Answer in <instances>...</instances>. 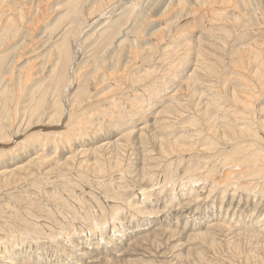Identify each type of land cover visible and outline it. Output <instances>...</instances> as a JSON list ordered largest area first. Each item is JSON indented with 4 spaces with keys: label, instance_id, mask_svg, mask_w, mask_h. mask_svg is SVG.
<instances>
[{
    "label": "rangeland",
    "instance_id": "374dc122",
    "mask_svg": "<svg viewBox=\"0 0 264 264\" xmlns=\"http://www.w3.org/2000/svg\"><path fill=\"white\" fill-rule=\"evenodd\" d=\"M73 2L0 0V37L11 35L9 39L5 38L7 43L3 39L0 45L4 43L8 51L14 50L15 67L26 60L25 56L18 57L19 52L25 51L20 46L44 53L59 37L62 39L68 33L71 36V31L76 30L75 39L69 36L70 56H73L70 60L73 61L68 67V75L73 84L61 88V92L66 93L61 94L66 110L61 113L63 126L57 121L43 123V119L40 123L34 121L36 124L29 128L26 115L20 121V129L11 130L8 126V135L6 133L4 140L0 139V264H264V191L256 192L252 187L259 181L252 180L251 176L234 178L232 183L230 179L193 181L188 176L192 172L187 173L186 168L187 162L191 163L188 161L192 159L191 153L185 154L188 149L179 148L181 144L174 146L170 142V146L168 142V146L166 143L168 138L173 137L175 141L183 139L187 132L193 133L197 123L204 126L201 128L206 130L204 136L207 135L210 131L201 121L206 108L209 109L207 117L209 113L212 117L213 114L224 116L231 110L228 115H235L230 117L249 114V111L253 114L248 101L258 88L252 84L254 79L251 82L254 77L251 74L255 73L240 71V68L246 69L249 57L253 56L252 62L259 50L264 55V0H249L248 4H242L244 10L236 0H76V10L72 11ZM19 11L26 14L23 21L19 20ZM76 12L83 19L80 26L75 22L77 20L73 21ZM13 22L15 25L12 26ZM7 27L12 28L8 36L2 33ZM114 29L117 30L112 34ZM28 30L33 34L29 38ZM216 40L226 43L225 49L221 44H213ZM46 41L49 43L45 44ZM249 44H255L251 50ZM247 47L249 51H244ZM5 48L0 47V52ZM215 48L218 49L213 50ZM216 53L222 57L217 59ZM243 56L245 59L241 58ZM97 60L104 64L95 74L92 70ZM34 61L41 65L44 58ZM239 61L241 65L236 67ZM211 64L216 67L209 75L210 69L213 70ZM223 68L227 69L228 75L223 74V77H229V85L226 86L222 77L221 82L225 85L218 83L216 87L215 76L225 72ZM75 70L80 74L78 81L73 77ZM10 71L6 70L7 75H4L7 83L11 78ZM91 72L97 76L94 78ZM241 72L247 74V78H243L246 81L251 76L247 81L249 86L245 84L244 87ZM100 73H105L106 78ZM239 76L240 85L244 87V90L242 86L240 89L250 94L246 93L249 99L247 95H241L245 92L237 90L239 87L234 81H238L236 77ZM230 82H234L236 92L243 96L242 101L244 97L248 99L246 102L233 97L235 90ZM15 83L8 85L12 89V99L16 98L9 107L19 101L22 114L23 106L27 104L22 100L27 95L19 89V83ZM247 86L253 87V92L246 91ZM82 89L93 96L94 104L83 116L73 115L71 121L67 101ZM218 90L232 98L223 100L224 96ZM260 93L261 90L257 95ZM48 95L50 102L53 96ZM232 100L235 103L231 104ZM214 103L219 105L215 107ZM221 104L224 109L228 107L226 113ZM229 106L235 110H230ZM213 107L223 113L220 115ZM181 118H191L190 121L187 119L190 125L188 121L179 122ZM192 118L195 121L192 122ZM76 123L80 124L75 126ZM82 124L87 125L82 127ZM70 137L74 141H70ZM118 140L123 147L117 145ZM231 144V141H221L216 146L220 151L233 152L236 148ZM37 154L40 160L45 157L42 160L47 167L42 173L45 178L42 175L26 177L27 170L28 173L34 171L33 165L39 161V158L33 159ZM97 159L104 163L106 160L107 164L100 168L102 171L96 166ZM230 165L220 167L217 176L221 178L219 175L224 170L235 168L234 164ZM13 170L14 175L10 173ZM79 171L85 172L80 174ZM241 182L246 183L239 188L241 185L237 183Z\"/></svg>",
    "mask_w": 264,
    "mask_h": 264
},
{
    "label": "bare ground",
    "instance_id": "6f19581e",
    "mask_svg": "<svg viewBox=\"0 0 264 264\" xmlns=\"http://www.w3.org/2000/svg\"><path fill=\"white\" fill-rule=\"evenodd\" d=\"M36 1H39V0H36ZM241 1V0H240ZM243 1V0H242ZM236 2H238L237 0H236ZM76 0H74V2H73V4L74 5H72V11L73 10H76ZM184 3V2H183ZM199 3V2H198ZM239 3V2H238ZM245 3H249V0H247V2H245V1H243V2H240L239 3V5L240 6H242L243 8V10L245 9V6H243V5H245ZM251 3V2H250ZM255 3V2H254ZM72 4V3H71ZM243 4V5H242ZM32 6V5H31ZM238 6V5H237ZM240 6H238V7H240ZM166 7H168V6H166ZM257 7V6H256ZM30 8H32V7H30ZM248 8V7H247ZM161 9V8H160ZM251 9V8H250ZM45 10V9H44ZM233 10V9H232ZM229 11V10H228ZM247 11V10H246ZM23 12V11H22ZM22 12L21 11H19V17H20V19L19 20H24V18L26 17L25 15L26 14H22ZM43 12V11H42ZM126 13L128 12V11H125ZM125 12H123L124 14H126ZM137 12V11H136ZM73 13V12H72ZM77 13L78 12H76V14H74L75 16H74V19H73V21L74 20H77V21H75L77 24H79L78 26H80L81 24V22H82V18H80L79 17V15H77ZM129 14V13H128ZM127 14V15H128ZM159 14H162V13H159ZM127 15H123V16H127ZM199 16V15H198ZM64 17L66 18V15H64ZM64 17H63V19H64ZM121 17V16H120ZM162 17V16H161ZM246 17V16H245ZM264 17V16H263ZM32 18H37V17H32ZM127 18V17H126ZM253 18V17H252ZM114 19V18H113ZM119 19H121V18H119ZM229 19V18H228ZM231 19V18H230ZM16 20V19H15ZM15 20H14V22H15ZM33 20H35V19H33ZM127 20V19H126ZM238 20V19H237ZM116 21V20H115ZM128 21V20H127ZM230 21V20H229ZM13 22V24H12V26L13 25H15V23ZM75 22H72L73 23V25L75 24ZM114 22V21H113ZM259 22V21H258ZM17 23V22H16ZM85 23V22H84ZM118 23V22H117ZM237 23V22H236ZM245 24V23H244ZM73 25H71V26H73ZM116 25V24H115ZM123 25V24H122ZM262 25V24H261ZM7 26V25H6ZM11 26V27H12ZM77 26V27H78ZM239 26V25H238ZM259 26V25H258ZM76 27V26H75ZM76 27V28H77ZM117 27V26H116ZM117 28H119V26L117 27ZM11 29V30H10ZM161 29V28H160ZM248 29V28H247ZM9 30L10 31H12V28H5V30H3V32L2 33H5L6 35L7 34H9ZM70 30V29H69ZM75 30V29H74ZM74 30H72L71 31V34L72 35H74V33H76V32H74ZM105 30V29H104ZM115 31L114 32H112V34H114L115 32H116V30L117 29H114ZM163 30V29H162ZM238 30V29H237ZM246 30V29H245ZM250 30V29H249ZM17 31H18V29H17ZM76 31V30H75ZM78 31V30H77ZM251 31V30H250ZM162 32V31H161ZM12 33H14V31L12 32ZM29 35H27V37L29 36H33V34H32V32H31V30L29 31L28 30V32H27ZM26 33V34H27ZM54 33H55V31H54ZM1 34V33H0ZM31 34V35H30ZM156 34V33H155ZM246 34V33H245ZM248 34V33H247ZM15 35H16V33H15ZM70 36L69 35V33H68V35H66V37H62V39H60V37H59V39L57 40V42H55L54 43V45H51L47 50H45V52L44 53H40V54H38L37 53V49H33L32 48V50H27V46L26 45H23V46H20V48H22V50L24 51V52H21V54H20V52L17 54L16 52H14V53H16L17 55H18V57H23V56H25L26 57V60H24V63L23 64H21L20 66H14L13 64H14V58H15V55H13V51L14 50H12V48H11V46H10V48H11V50L10 51H8L6 48H7V46H3L4 45V43H3V45H0V47L3 49V47L6 49V50H4V51H2V52H0V139H3L4 140V136L6 135V133H7V135H8V131L6 132V130H7V127L9 126L10 127V129L11 130H18V129H20V127H21V125H22V122H20L22 119H23V117L24 116H28V118H27V120L29 121L28 122V125H27V127H29V128H31V127H33V124L35 125L36 123L34 122V121H38V123H40L43 119H44V121H43V123L44 122H46V121H48L47 123L48 124H50V123H52V122H54V121H57V123H59V124H61L62 126H63V124L61 123V119H62V117H61V115L62 114H64V113H62V111L64 110V111H66L65 109H63V105L62 104H64L62 101V98H63V95H65L66 93L65 92H61L62 90H61V88L62 87H65L66 88V85H67V88L68 87H71V84H73L72 83V80H70V77H69V75H68V67L70 66V64H71V62L73 61H71L70 60V57L72 56H70V47H71V45H70V42H69V36L72 38L73 37V39H75L76 37H75V35L74 36ZM154 35V34H153ZM232 35V34H231ZM8 36V35H7ZM11 35H9V37H10ZM56 36H58V34H56L55 35V37ZM65 36V35H64ZM77 36V35H76ZM245 36V35H244ZM9 37H4V38H2V37H0V38H2L0 41H2L3 39L6 41V39L5 38H8L9 39ZM28 37V38H29ZM55 37H53V38H55ZM75 37V38H74ZM243 37V36H242ZM246 37H249V35H247ZM70 38V39H71ZM138 38V37H137ZM163 38H164V36H163ZM198 38H199V36H198ZM225 38V37H224ZM250 38V37H249ZM7 39V40H8ZM211 39V38H210ZM221 39V38H220ZM224 39H222V41H223ZM257 41V40H256ZM3 42V41H2ZM132 42V41H131ZM166 42V41H165ZM214 42H216V43H214ZM213 42V44H221V43H217V40L216 41H214ZM225 42H227V41H225ZM6 43H7V41H6ZM5 43V44H6ZM10 43V42H9ZM8 43V44H9ZM21 43H23V42H21ZM28 43V42H27ZM26 43V44H27ZM46 43H49L48 41H46L45 42V44ZM85 43V42H84ZM257 43H259V42H257ZM28 44H30V43H28ZM44 43H43V46L45 45ZM117 44H118V42H117ZM212 44V45H213ZM224 44H226V43H224ZM224 44H221L222 46L224 45ZM250 44H252V42L250 43ZM247 45V46H250V50H251V47H253L254 45ZM11 45V44H10ZM22 45V44H21ZM13 46V45H12ZM16 46H18V45H16ZM225 46V45H224ZM224 46H223V48H224ZM128 47V46H127ZM215 47H216V45H215ZM218 47V46H217ZM15 47H13V49H14ZM18 48V50H20L19 49V47H17ZM42 48V47H41ZM45 48V47H44ZM210 48V47H209ZM222 47H221V49H223ZM249 47H247V50H244V51H249V49H248ZM131 49V48H130ZM216 49H218V48H215V49H213V50H216ZM225 49V48H224ZM257 49H259L258 48V46H257ZM257 49H256V51H257ZM17 50V49H16ZM15 50V51H16ZM22 50H20V51H22ZM81 50V49H80ZM220 50V49H219ZM36 51V52H35ZM73 51V50H72ZM71 51V52H72ZM223 51V50H222ZM144 52V51H143ZM259 52V53H258ZM255 55V57L253 58V60H252V62H251V60L250 59H252V57L250 58L249 57V61H248V63L246 64L243 60H241V61H243L244 63H245V65H246V69H244L243 67V69L241 70V68H240V71H251V72H254L255 74H251V76H254L253 78H252V80H251V82H253V79H254V82L252 83V84H254V86H256L255 88H257V89H255V91L253 92V90H251L252 88H250V87H248L249 86V83H247V81L248 80H250L249 78H251V76H248L249 78L247 79V81L245 80L247 77H246V75L247 74H245V72L244 73H242V80H243V84H244V87H246V85H248L247 87L248 88H250V90L247 88V89H245L246 91H250V93L251 92H253V94H252V96H250L251 98L249 99V96L247 95V94H249V93H247V92H245V91H243L244 90V87H243V85H240V82H241V79H240V77L241 76H239L238 78L240 79H238L237 77H236V79L238 80V81H234V82H236L235 83V85L236 86H238L239 88L237 89V90H239V91H241V89H243L241 92L242 93H244L245 92V95L244 94H241V93H238V92H236V90H235V85L233 86V83L234 82H230L231 83V85H232V87L234 88V89H232L233 91H234V96L233 97H236V98H238V99H240L241 101H242V98L241 97H243V96H248V99H249V110H252L253 109V114H250L251 113V111H249L250 113L249 114H246V113H243V114H245V115H243V114H240L239 112V114L241 115H239L241 118H239L238 119V117L236 116V117H233V116H231V117H233V118H231L230 117V115H232L233 113H231L230 115H228L232 110L231 109H233V108H230V106H231V104H233V103H235L233 100V102L231 103V104H229L230 106H229V108H230V110L231 111H227V112H229L228 114L226 113V109L228 110V104H226L225 106L227 107L226 109H224V106H223V109L225 110L224 111V113H226V114H224V116H214V114H213V117L212 116H210V114L211 113H209V117H207L206 116V112L208 113L209 112V109L208 108H206L205 110L206 111H204L205 112V114L203 113V115L205 116V117H203V120H201L202 122H203V124H206V128L207 129H209V131L210 132H208V130H207V135H205L204 136V132L206 131V130H204L203 128H204V126H199L198 125V123L196 124V127H195V130H194V132L192 133V132H187V134H185L184 136H183V139L182 138H177L175 141L172 139V138H168L167 139V141H166V143L168 144V142L170 143V142H172V144L174 145V146H177V144H181V145H178V147L180 148V147H184L183 149H188V150H186V151H184V153L185 152H187V151H189L188 152V155L192 158V159H195L196 158V160L195 161H192V159L191 160H188V161H191V163L190 162H187L186 160V162L188 163V165L186 166V168H187V173H191V174H189L188 176L190 177V179L191 180H193V181H198L199 179H201V178H203L205 181H209V180H219V182H221V180H229L230 179V182L232 183V181L233 180H235L234 178H246V177H250L251 176V179L252 180H257V181H259L256 185H253L252 187H253V189H255V191L257 192V190H263L264 191V55H263V52L261 51V50H259ZM262 52V53H261ZM204 53V52H203ZM215 53V52H214ZM218 53V52H217ZM217 53H216V55H214V56H218V58L217 59H219V57L221 56V55H217ZM225 53V52H224ZM231 53V52H230ZM245 52H243V54H244ZM250 53H251V51H250ZM71 54H73V53H71ZM76 54H77V52H76ZM242 54V55H243ZM253 54V53H252ZM13 55V56H12ZM116 55V54H115ZM114 55V56H115ZM210 55V54H209ZM227 55H229L230 56V54H227ZM258 55V56H257ZM225 56V55H224ZM39 57H42V58H44V63H42L41 65H38V64H36L35 63V61L34 60H36L37 58L39 59ZM73 57V56H72ZM222 57V56H221ZM220 57V58H221ZM47 58V59H46ZM99 58V57H98ZM97 58V59H98ZM114 58V57H113ZM216 58V57H215ZM241 58H243V59H245L244 58V56L243 57H241ZM241 58H239V59H241ZM72 59V58H71ZM93 58H91V60H92ZM99 60H100V58H99ZM216 60V59H215ZM214 60V61H215ZM222 60L223 59H221L220 60V62L222 63ZM14 61V62H13ZM118 61V60H117ZM219 61V60H218ZM218 61L216 62V65L218 66ZM21 62V61H20ZM91 62H93V60L91 61ZM90 62V63H91ZM100 61H95L94 63V70H92V71H94V73L96 74V73H99V70L101 71V64H104L103 62L101 63H99ZM232 62V61H231ZM243 62H241V63H243ZM16 63V62H15ZM201 63H204V61H201ZM201 63H199L200 65H201V67H199L198 69H200V68H202V64ZM254 64L255 65V67L254 66H252V64ZM47 64H49V65H47ZM100 64V65H99ZM112 64H113V62H112ZM122 64V63H121ZM198 64V65H199ZM207 63H205V65H206ZM213 64H215L214 62H213ZM213 64H211L210 66H212ZM117 65V64H116ZM199 65V66H200ZM209 65V64H208ZM236 67H239L241 64H240V61H239V64H237V62H236ZM239 65V66H238ZM243 65V64H242ZM93 66V63L91 64V67ZM122 66V65H121ZM120 66V67H121ZM207 66V65H206ZM214 66V65H213ZM213 66H212V68H213ZM220 66V65H219ZM218 66V67H219ZM39 67H41V69L39 68ZM101 67V68H100ZM204 67V66H203ZM216 67V66H215ZM215 67L213 68V70H211L210 68L211 67H209L208 66V68L210 69V71L208 72L207 71V69L205 70V68H203L204 69V71L205 72H208L209 73V75H210V72H213V71H215L214 69H215ZM222 67V66H221ZM254 67V68H253ZM39 68V69H38ZM124 68H125V66H124ZM8 69H11V71L10 72H8L9 73V75L11 76V78L10 79H8L7 77V79L9 80V83H7L8 81H6V79H5V77H4V75H7V72H6V70H8ZM14 69H16L15 71H14ZM36 69H38L37 71H36ZM45 69V70H44ZM77 69V68H76ZM126 69V68H125ZM128 69V68H127ZM221 69V68H220ZM224 69V68H223ZM222 69V70H223ZM80 70V69H79ZM130 70V69H129ZM201 70V69H200ZM234 70H236V69H234ZM216 71H217V68H216ZM221 71V70H220ZM224 71L225 72H219V69H218V72L220 73V74H218L217 76H215L214 74V76L215 77H217V78H215V79H217V82H215L214 83V79L212 78V82L214 83V85H216V87L217 86H219L218 85V83H221L220 84V86H222V83L223 82H221L222 80H224L225 81V84H226V86H228L229 85V81H228V85H227V80H229L227 77L226 78H224L223 77V74L226 76V75H228V74H226V71H227V69L225 70L224 69ZM232 71V70H231ZM230 72V71H229ZM82 73V72H81ZM90 74V72H87V74ZM94 73L93 72H91V74L94 76ZM110 73V72H109ZM126 73H129V72H126ZM214 73V72H213ZM241 73H239V74H241ZM249 73V72H248ZM70 74H71V71H70ZM74 74H75V76H73L74 77V80H76V81H78V79H79V75L80 74H78V72H77V70H75V72H74ZM87 74H85V76L84 77H86L87 76ZM104 74L105 73H103L102 75H103V77H104ZM130 74V73H129ZM128 74V75H129ZM203 74V73H202ZM217 74V73H216ZM237 74V73H236ZM245 76H244V75ZM84 75V74H83ZM100 75H101V73H100ZM101 75V76H102ZM107 75V74H106ZM134 75V74H133ZM91 76V75H90ZM92 76V77H93ZM95 76H97V75H95ZM95 76H94V78H95ZM236 76V75H235ZM76 77V78H75ZM81 77V76H80ZM113 77V76H112ZM186 77V76H185ZM189 77V76H188ZM190 77H192V76H190ZM193 77H195L194 75H193ZM211 77V76H210ZM223 77V79L221 80V78ZM245 77V79H243ZM91 78V77H90ZM106 77H104V79H105ZM234 78V77H233ZM233 78H231L230 77V79L232 80ZM16 79V80H15ZM85 79V78H84ZM84 79H81L82 80V82H83V80ZM188 78H186V80H187ZM73 80V81H74ZM81 80H80V82H81ZM130 80V79H129ZM234 80V79H233ZM246 82H245V81ZM75 81V83H77ZM88 81H89V78H88ZM126 81V80H125ZM15 82H17V83H19L18 85L20 86V90L22 91V92H25V94L27 95V97H25V99H23L22 100V103L23 104H25V103H27L25 106H23L24 107V110H23V113L21 114V110H20V108L18 107V103H19V101H17L16 103H14L11 107L12 108H10L9 106H10V104L12 103V100H16V98H13L12 99V97H11V94H12V92H11V90L12 89H10L9 88V84H14ZM81 82V83H82ZM239 82V83H238ZM245 82V83H244ZM250 82V83H251ZM209 83H211V82H209ZM217 83V84H216ZM16 84V83H15ZM224 84V83H223ZM224 84V85H225ZM238 84V85H237ZM241 84H242V82H241ZM246 84V85H245ZM78 85V84H77ZM158 85V84H157ZM211 85V84H210ZM223 85V86H224ZM230 85V86H231ZM132 86V85H131ZM206 86V85H205ZM209 86V85H208ZM243 88H242V87ZM75 87H76V85H75ZM74 87V88H75ZM80 87V86H79ZM126 87V86H125ZM133 87V86H132ZM203 87V86H202ZM210 87V86H209ZM240 87H241V89H240ZM192 88V87H191ZM215 88V87H214ZM70 89V88H69ZM210 89V88H209ZM220 89V88H219ZM225 89V88H224ZM223 89V90H224ZM229 89V88H228ZM74 90V89H73ZM221 90V89H220ZM259 90H261V97H259L260 96V94L259 95H257V93L259 92ZM64 91V90H63ZM67 91V90H66ZM70 91V90H69ZM203 90H201V94L203 93L202 92ZM219 91V90H218ZM225 91H227V90H225ZM229 91H230V89H229ZM71 92H73V91H71ZM220 93L219 94H222L223 95V93H221V91H219ZM228 92V91H227ZM236 92V93H235ZM50 93V95L52 94V96H53V98H52V100L49 102L48 100H47V95ZM205 93H207V92H205ZM231 94H232V92H230ZM247 93V94H246ZM61 94H63V95H61ZM195 94V93H194ZM229 93H226V95H228ZM243 95V96H241V95ZM224 95H225V93H224ZM223 95V96H224ZM233 95V94H232ZM250 95V94H249ZM49 96V95H48ZM62 96V97H61ZM71 96V95H70ZM229 96V95H228ZM96 97V96H95ZM219 97V96H218ZM227 97V96H226ZM225 96H224V98H222L223 100L226 98ZM69 98V97H68ZM99 99H100V97H98ZM105 98V97H104ZM103 98V99H104ZM107 98V97H106ZM105 98V99H106ZM200 98V97H199ZM204 98V97H203ZM211 98V97H210ZM220 98H221V96H220ZM228 98V97H227ZM230 99L232 98V96L231 97H229ZM228 98V99H229ZM236 98H234V99H236ZM93 96H90V95H88V92H87V90H85V89H82L80 92H78L77 94H74L73 95V98H71V99H68V101H67V107L69 108L68 109V117H69V120H71L72 121V119H73V117H76L77 116V114H81V116H83V114L84 113H87V111H89V110H87L88 108L90 109V107L89 106H92V103H93ZM97 99V98H96ZM212 99V98H211ZM222 99H221V101H222ZM229 99V100H230ZM247 99V100H248ZM94 100H95V98H94ZM173 100V99H172ZM216 99H214V101H215ZM237 100V99H236ZM240 100H238V101H240ZM246 100V97H244V101ZM246 100V101H247ZM105 101V100H104ZM109 101V100H108ZM111 101H113V100H111ZM211 101H213V100H211ZM218 101V100H217ZM238 101L236 102V103H238ZM244 101H242V102H244ZM245 101V102H246ZM49 103V105H47V103ZM186 102V101H185ZM96 103H98V102H96ZM113 103H115V102H113ZM203 103H205V102H203ZM224 103H226V102H224ZM227 103H229V102H227ZM94 104V103H93ZM201 104V103H200ZM217 105H219L218 103H216ZM239 104V103H238ZM241 104H243V103H241ZM117 105H119V102H118V104ZM121 105V104H120ZM199 105V104H198ZM214 105H215V103H214ZM217 105H215V107H217ZM237 105V104H236ZM243 105H245V104H243ZM66 106V105H65ZM64 106V107H65ZM114 106V105H113ZM203 106V105H202ZM234 106V105H233ZM239 106H240V104H239ZM242 106V105H241ZM240 106V107H241ZM100 107V106H99ZM115 107V106H114ZM118 107V106H117ZM206 106L204 105V108H205ZM232 107V106H231ZM246 107H248L247 106V104H246ZM118 108H120V107H118ZM203 108V109H204ZM214 108V107H213ZM242 108V107H241ZM243 108H244V106H243ZM242 108V110H245L246 111V109H243ZM193 109V108H192ZM199 109H201V107L199 108ZM211 109V108H210ZM221 109V107L219 106V110ZM92 110V109H91ZM117 110V109H116ZM188 110V109H187ZM214 110L216 111V112H218V110H216L215 108H214ZM233 110H235V109H233ZM244 111V112H245ZM118 112V111H117ZM116 112V113H117ZM121 112V111H120ZM216 112H215V115H216ZM234 112V111H233ZM247 112V111H246ZM256 114H255V113ZM62 113V114H61ZM201 113H202V110H201ZM213 113H214V111H213ZM219 114H220V111L218 112ZM222 113H223V110H222ZM221 113V114H222ZM237 113V114H238ZM112 114V113H111ZM220 114V115H221ZM20 115H22V116H20ZM74 115V116H73ZM212 115V114H211ZM233 115H235V114H233ZM243 115V116H242ZM65 116V115H64ZM73 116V117H72ZM88 116V115H87ZM86 116V117H87ZM227 116V117H226ZM66 117V116H65ZM65 117H64V119H65ZM67 117V118H68ZM78 117H80V115L78 116ZM223 117L224 118H226V120H223ZM88 118V117H87ZM121 118V117H120ZM202 117H200V119H201ZM228 118V119H227ZM76 119V118H75ZM74 119V120H75ZM78 119V118H77ZM86 119V118H85ZM85 119H83V121H87V120H85ZM182 119V118H181ZM188 118H186V120H184V118L182 119V120H179V122L181 121V123L183 124L184 123V121H190L191 120V118L190 119H188ZM197 119V118H196ZM208 119V120H207ZM26 120V119H25ZM66 120V119H65ZM178 120V119H177ZM184 120V121H183ZM199 120V119H198ZM62 121H64L63 119H62ZM67 121V120H66ZM113 121V120H112ZM165 121V120H164ZM188 121V122H189ZM193 121H195V118H192V122ZM197 121V120H196ZM240 121V122H239ZM69 122V121H68ZM75 122H76V120H75ZM166 122V121H165ZM169 122V121H168ZM166 123V124H169V123ZM187 122V123H188ZM83 123V122H82ZM90 123V122H89ZM174 123V122H173ZM53 124V123H52ZM66 125H67V122L65 123ZM71 124V123H70ZM80 123H76L75 124V126H78ZM158 124V123H157ZM165 124V125H166ZM189 125H190V122L188 123ZM188 124L186 125V126H188ZM241 124V125H240ZM71 125H73V124H71ZM71 125H70V127H71ZM85 125H87V124H85ZM85 125H83L82 124V127L83 126H85ZM154 125V124H153ZM164 125V126H165ZM173 125V124H172ZM171 125V126H172ZM192 125V124H191ZM195 125V124H194ZM240 125V126H239ZM51 126V125H50ZM65 126V125H64ZM170 126V124H169V127H171ZM183 126V125H182ZM26 127V128H27ZM87 127V126H86ZM85 127V128H86ZM162 127V126H161ZM166 127V126H165ZM173 127V126H172ZM201 127H203V128H201ZM76 128V127H75ZM79 128H81V127H79ZM88 128V127H87ZM86 128V129H87ZM160 128V127H159ZM183 129H185L186 130V128H185V126H183L182 127ZM182 128H180L181 130H183ZM66 129V128H65ZM69 129V128H68ZM72 129V127L69 129V130H71ZM82 129V128H81ZM190 129V128H189ZM193 129H194V127H193ZM75 130V129H74ZM184 130V131H185ZM170 131V130H169ZM183 131V132H184ZM188 131V130H187ZM67 132V131H66ZM65 132V133H66ZM71 132V131H70ZM182 132V131H181ZM72 133V132H71ZM70 133V134H71ZM206 133V132H205ZM64 134V133H63ZM67 134V133H66ZM68 134H69V132H68ZM78 134V133H77ZM73 135V134H72ZM136 135V134H135ZM67 136V135H66ZM69 136H71V135H69ZM120 136V135H119ZM178 136V135H177ZM68 137V136H67ZM72 137V136H71ZM70 137V138H71ZM133 137V136H132ZM182 137V136H181ZM68 139V138H67ZM73 138H71V139H69L70 141L72 140ZM125 139V138H124ZM123 138L121 139V140H124ZM215 141H214V140ZM10 140V139H9ZM144 140V139H143ZM68 141V140H67ZM72 141H74V140H72ZM120 140H118L116 143H117V145L119 146V147H123L122 145L120 146V144L122 143H120L119 142ZM174 141V142H173ZM217 141V142H216ZM228 142V141H231L232 142V144H233V146L236 148V149H233L234 151L232 152V151H230V152H224V151H220L219 149V147L218 146H216V144L218 143V142ZM8 142V141H7ZM66 142V141H65ZM65 142L63 143V144H65ZM110 142V141H109ZM113 142H114V140H113ZM152 142V141H151ZM181 142V143H180ZM183 142H185L187 145L185 146V144H183L182 145V143ZM9 143V142H8ZM11 143V142H10ZM29 143V142H28ZM72 143V142H71ZM53 144V143H52ZM60 144V143H59ZM58 144V145H59ZM62 144V145H63ZM163 144L165 145V143L163 142ZM176 144V145H175ZM232 144H231V146H232ZM106 145V144H105ZM110 145V144H109ZM60 146V145H59ZM58 146V147H59ZM64 146V145H63ZM71 146V145H70ZM69 146V147H70ZM74 146V145H73ZM115 146V145H114ZM168 146H169V144H168ZM170 146H171V143H170ZM54 147V146H53ZM57 147V146H56ZM55 147V148H56ZM107 147H109L108 145H107ZM126 147V146H125ZM125 147H124V149H125ZM224 147V146H223ZM169 148H171V147H169ZM175 148V147H174ZM122 149V148H121ZM121 149L119 148V150L121 151ZM229 149H230V147H229ZM62 150V149H61ZM126 150V149H125ZM177 150V149H176ZM179 150V149H178ZM93 151V150H92ZM103 151V150H102ZM119 151V152H120ZM122 151H123V149H122ZM181 151V150H180ZM85 152V151H84ZM115 152V151H114ZM124 152H126V151H124ZM178 152V151H177ZM44 153V152H43ZM82 153V152H81ZM181 153V152H180ZM184 153H182V155L184 154ZM93 154H95V153H93ZM99 154V153H98ZM104 154V153H103ZM112 154V153H111ZM123 154V153H122ZM160 154V153H159ZM163 154V153H162ZM185 154H187V153H185ZM2 155V154H1ZM29 155V154H28ZM38 155L39 154H37V156H34L33 157V159H35L34 161H36L37 160V158H39L38 160V162H37V165H36V162H35V165H33V166H35V167H33L34 168V171H30L29 173H28V170H27V175H26V177H28V176H30V177H35L36 175H37V177L39 178V175H42V173H44L45 171H44V168H45V166H44V160L43 159H45V157L43 156V154H42V156H43V158H42V160H40L41 159V157L39 156L38 157ZM41 155V154H40ZM119 155H120V153H119ZM166 155H168V154H166ZM180 155V154H179ZM82 156V155H81ZM159 156V155H158ZM162 156V155H161ZM165 156V155H164ZM179 157V156H178ZM182 157V156H181ZM185 157V156H184ZM71 158H72V156H71ZM48 159V158H47ZM50 159V158H49ZM175 159V158H174ZM0 160H2L1 158H0ZM69 160V159H68ZM73 160V159H72ZM75 160V159H74ZM102 160V159H101ZM100 159L98 160L97 159V161H95L94 162V164H96V162H97V164H96V166L98 167V169L99 170H101V169H103V166L104 165H106L107 163H106V160H105V163L103 162V160L101 161ZM113 160V159H112ZM181 160H182V158H181ZM46 161V160H45ZM119 161V160H118ZM4 161H2V163H3ZM192 162H195V163H192ZM46 163H48V161L46 162ZM82 163V162H81ZM112 163V162H111ZM110 163V164H111ZM70 164V163H69ZM84 164V163H83ZM113 164V163H112ZM230 164H234L235 165V168H229V170H224L223 172H222V174L221 175H219V176H221V178H219L218 176H217V174H218V171H220L219 170V168L220 167H228ZM5 165V164H4ZM21 165H22V163H21ZM25 165H27V164H25ZM24 165V166H25ZM29 165V164H28ZM64 165V164H63ZM82 165V164H81ZM61 166V165H60ZM78 166V165H77ZM77 166H75L76 168H77ZM95 166V167H96ZM109 166V165H108ZM113 166V165H112ZM118 166H119V164H118ZM231 166V165H230ZM23 167V166H22ZM21 166H19L18 168H22ZM74 167V168H75ZM79 167V166H78ZM87 167H88V165H87ZM24 168V167H23ZM47 168V167H46ZM46 168H45V170H46ZM101 168V169H100ZM105 168V167H104ZM11 169V168H10ZM15 169H17V168H15ZM60 169V168H59ZM5 170H8V169H5ZM4 170V171H5ZM17 170H20V169H17ZM109 170V169H108ZM1 171L2 170H0V174H2L1 173ZM87 171V170H86ZM102 171V170H101ZM107 171V170H106ZM8 172V171H7ZM7 172H4V173H7ZM12 172V175H14L15 173H14V170L13 171H10V173ZM19 172V171H18ZM17 171H16V173H18ZM46 172H49V171H46ZM80 172V171H79ZM78 172V173H79ZM83 172V171H82ZM82 172H80V174H82ZM85 172V171H84ZM84 172H83V174H84ZM73 173V172H72ZM23 175V174H22ZM21 175V176H22ZM35 175V176H34ZM76 175H78V174H76ZM43 177L45 176V174L44 175H42ZM42 176H40L41 177V180H42ZM78 176H81V175H78ZM99 176V175H98ZM87 177V176H86ZM85 177V178H86ZM169 177V176H168ZM0 178H1V176H0ZM18 178V177H17ZM17 178H16V180H17ZM20 178H23V177H20ZM24 178H25V176H24ZM32 178V179H33ZM45 178V177H44ZM76 178L78 179V177L76 176ZM83 178V177H82ZM85 178H84V180H85ZM100 178V177H99ZM219 178V179H218ZM5 179V178H4ZM76 179V180H77ZM80 180H81V178H79ZM88 179V178H87ZM86 179V180H87ZM95 179V178H94ZM190 179L188 180V182L190 181ZM118 180V179H117ZM246 180H249L248 178L246 179ZM20 181H22V180H20ZM38 181H39V179H38ZM240 181H242V180H240ZM43 182V181H42ZM42 182H40L39 184L41 185V183ZM53 182V181H52ZM77 182V181H76ZM82 182H83V179H82ZM91 182V181H90ZM238 182H239V180H238ZM195 183V182H194ZM245 183L246 182H241V184H239V183H237L238 184V186L239 185H241L239 188H242L243 187V185H245ZM40 185H38V187L40 186ZM183 185H185V184H183ZM196 185V184H195ZM108 188H110V187H108ZM113 191V190H112ZM129 197V196H128ZM105 198H107V197H105ZM114 212V211H113ZM116 213V212H115ZM115 216V215H114ZM91 221V220H90ZM93 221V220H92ZM95 223V222H94ZM96 226V225H95ZM93 227H94V225H93Z\"/></svg>",
    "mask_w": 264,
    "mask_h": 264
}]
</instances>
